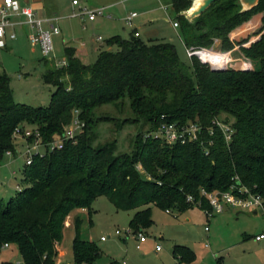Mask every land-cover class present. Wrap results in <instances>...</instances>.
<instances>
[{
	"label": "trees",
	"instance_id": "obj_1",
	"mask_svg": "<svg viewBox=\"0 0 264 264\" xmlns=\"http://www.w3.org/2000/svg\"><path fill=\"white\" fill-rule=\"evenodd\" d=\"M240 1L217 0L193 21L183 15L192 0L172 4L187 48H211L219 40L223 52L246 43L233 42L231 33L263 14L260 40L242 49L256 62L252 70L214 71L194 56L190 72L173 43H147L133 34L108 39V49L90 65L75 49L65 48L68 65L49 67L43 75L44 83L56 88L47 107L16 103L10 77L0 74V164L7 153H16L14 134L20 125L36 127L47 144L64 133L76 110L86 124L76 143L37 156L26 166V187L16 197L0 199V251L10 244L24 264H57L66 219L86 209L92 224L93 204L100 197H107L118 211H136L130 222L134 234L153 225L152 207L183 213L201 202L199 208L208 209L202 189L225 192L240 184L264 198V0L249 10H243ZM126 96L135 116L130 121L143 122L132 152L117 154L116 141L95 147L100 120L94 110L105 104L119 106ZM223 114L234 119L231 142L214 126ZM163 118L198 123L204 132L198 142L185 145L146 139L144 128L157 129ZM212 127L210 136L207 130ZM189 196L194 203L187 201ZM82 225L83 219L75 218L74 263L98 264L102 251L82 237ZM173 255L185 262L195 259L191 249L180 245Z\"/></svg>",
	"mask_w": 264,
	"mask_h": 264
},
{
	"label": "rangeland",
	"instance_id": "obj_2",
	"mask_svg": "<svg viewBox=\"0 0 264 264\" xmlns=\"http://www.w3.org/2000/svg\"><path fill=\"white\" fill-rule=\"evenodd\" d=\"M73 1H63V9L66 14L71 16L63 19L62 23L59 21L63 35L53 37L55 52L51 59L57 61L65 59L63 37L68 43H75L74 40L77 39L86 40L88 46L91 47L92 38L96 39L101 36L103 41L99 44L103 46V49H108L106 41L114 36L130 37L132 30L129 25H126V18L131 13H137L139 18L135 24L140 26L139 21L144 6L150 5L155 0H121L122 3L118 9H116L115 3L119 0H77L87 6H80L83 9H104L103 15L97 20L102 25L100 29L88 25L85 30V26L78 24L76 19H73L76 18L73 15L80 11L79 8L70 9V4L72 5ZM156 1L160 8L162 7V10L157 13L161 19L157 25L160 28H168L170 35L176 36L174 27L170 23V21L176 22L172 0ZM194 2L196 0H192V5ZM79 19L81 20V18ZM64 23L69 24L68 35L62 26ZM262 26L263 24H259L258 27L252 28L253 32L246 38V43L239 45L237 51L229 56L226 70L247 71L256 67V62L249 59L242 49L248 48L260 40ZM45 27H49V24ZM143 39L145 38L143 37ZM220 45L221 43L219 47ZM219 47H217L218 50H220ZM13 48V51L0 52V74L5 72L10 77V86L15 102L35 108L49 106L56 88L44 83L43 75L49 67L55 66L54 61L44 59L40 50L33 47L27 39L16 40ZM179 53L182 64L191 72V58L181 45ZM96 60L97 58L90 51L89 57L84 62L90 65ZM94 116L100 120L95 128L97 135L95 147L116 141L117 154H130L133 150L135 137L143 123L142 121L139 123L130 121L135 119L130 99L126 96L119 106L116 104L99 106L94 110ZM220 121L231 124L234 119L223 114L220 116ZM19 128L20 132L14 134L16 153H7L0 164V199L6 202L16 197L18 192L26 187L24 185L27 160L26 143L35 139L34 131H37L36 127L29 125H20ZM148 131V127H145L143 133L146 134ZM137 169L145 178L150 179L141 165H137ZM152 211L154 223L150 228L144 230L149 237L148 242L141 246L140 251L136 249L135 238L137 236L127 234L136 211H118L107 197H100L93 204L92 224L89 222L88 213L80 214L83 219L82 237L85 240L94 241L103 253L98 264H108L110 260L121 263L128 262L127 257L131 258L136 252L141 257V264H264V241L255 240L256 236L264 234V211L262 210L256 214L229 210L210 220L199 207H194L183 213L173 210L171 215L156 207H152ZM73 212L65 221L64 237L60 247L63 254L59 255L57 264H75L72 250L75 236V213ZM245 225L251 228L250 232H247L251 236L249 239L244 237ZM117 230L121 232L120 235L116 234ZM102 237H105L106 240L101 241ZM173 242L190 248L195 254V259L185 262L175 258L171 246ZM157 245L161 246L163 250L160 255L155 254ZM0 264L24 263L16 248H4L0 252Z\"/></svg>",
	"mask_w": 264,
	"mask_h": 264
},
{
	"label": "built area",
	"instance_id": "obj_3",
	"mask_svg": "<svg viewBox=\"0 0 264 264\" xmlns=\"http://www.w3.org/2000/svg\"><path fill=\"white\" fill-rule=\"evenodd\" d=\"M73 3L74 5H79L77 0H74ZM79 10L80 11L73 16L81 18L82 21L87 19L93 22L104 13V9L88 10L80 8ZM137 16V13H131L126 18V24L133 26V20ZM18 17H23L25 22H18ZM52 23L53 19L40 17L34 9L22 6L19 0H0V50L7 49L9 43L17 39V28L19 26L27 25L31 30L29 41L33 47L40 50L43 58L54 61L56 68L60 69L66 67L68 65L66 58L60 61L51 59L55 52L53 37L60 33L59 27ZM47 24H49V27H45ZM174 26L178 28L179 23L176 21ZM135 36L139 37L140 34L136 32ZM98 40L100 41L101 39ZM218 41L219 40H216L211 48H187V55L190 58L194 56L197 57L203 64L210 66L212 70L225 71L228 66L230 52H221L218 50L216 47ZM20 77L22 78V76ZM79 114L80 112L76 110L72 123L65 129L61 136H58L50 143L45 144L41 139L40 133L35 130V139L30 143H26V166H31L34 158L37 156L44 157L56 150H62L68 142L76 143L78 136L86 127L85 122L80 119ZM214 126L220 128L227 142H231L235 133L231 124L222 123L218 119L214 121ZM19 132L20 128H17L15 133L18 134ZM203 132L204 128L198 123L179 124L163 118V121L159 124L157 129L146 133L145 138L161 140L170 146L176 144L185 145L191 142H198ZM207 133H209L210 136L214 135V128L208 129ZM205 153L206 155L210 154L208 149L205 150ZM201 196L208 201L209 208L203 211L209 220L214 216L223 214L227 209L254 213L260 210L264 211V198L259 194L253 193L248 187L240 184L233 185L225 192H207L202 189ZM187 201L191 203L195 202L192 196H189ZM196 206H201V202H197ZM169 212L170 211H167V213ZM206 230H208V228H206ZM116 234L120 235L121 232L117 230ZM127 234L134 233L130 229ZM134 235L137 236V248L140 249L141 244L148 240V236L144 231H140ZM101 240L105 241L106 238L103 237ZM255 240L258 242L264 241V234L256 236ZM9 247L10 244H5L2 249ZM156 250L160 252L162 250L161 246H157Z\"/></svg>",
	"mask_w": 264,
	"mask_h": 264
},
{
	"label": "crops",
	"instance_id": "obj_4",
	"mask_svg": "<svg viewBox=\"0 0 264 264\" xmlns=\"http://www.w3.org/2000/svg\"><path fill=\"white\" fill-rule=\"evenodd\" d=\"M19 1H20L22 6L30 7L32 9H34L40 17L46 18V19H53V23L52 24L58 26L59 29H60L59 21L61 22L63 19H66L67 17L70 18V16H71V15L66 14V11L63 9V7H64V4H63L64 2L63 1L64 0H19ZM156 2L157 1L155 0L150 5L144 6V10L142 11V17L140 18V21H139L140 26H137L135 24L137 19L139 18V15L134 18L133 26H129V27H131V30H132V34L131 35H133L136 32H138L140 34L139 37L142 40L146 39L145 42H147V43H150V42H162V41L163 42H171V43H173L176 46L179 56H180L179 46L181 45V46H183L186 49V53H187V47H186V45L184 43V40L182 38L180 27L176 28L174 26L175 21L174 22L170 21V23L174 27V31L176 32V36L175 35H170V33L168 32V28H160L157 25L159 23V21H161V19H159V17L157 16V13L160 10H162V7L160 8L159 4L156 3ZM121 3H122L121 0H119V1H117L115 3V5H117L116 9H118L120 7ZM80 6L81 7L84 6V4L81 3L80 1H79V5H73V3H72V5L70 4V9H77V8L80 9ZM84 7H87V6H84ZM262 18H263V14H257L255 16H253L250 21L244 23L243 25H241L240 27L235 29L231 33L230 39L233 42H241V41L245 40L253 32L252 28L258 27L259 24L262 25ZM73 19H76V22H78V24L80 23L82 26H85L86 28H84V30L87 29L88 25H92V27L96 28V29H100V26H102L99 23V21H97L98 17L93 22H91V21H89L87 19L82 21L78 17L73 18ZM17 21L18 22H25V19L23 17H18ZM62 26L64 27L66 35H68L69 24L68 23H64ZM30 31L31 30L29 29V27L27 25L19 26L17 28L18 37H17L16 40L21 39V40L24 41L25 39H27L29 41ZM62 35H63V31L60 29V33L58 34V36L61 37ZM143 37L145 39H143ZM63 39H64V53H65V48H67V47L73 48V49L76 50L77 57H79L83 62H84V60L86 58L89 57L90 51L93 54V56H95L97 58L99 53H100V51L105 50V49H103V46H100V44H99L100 42L103 41L101 36L97 37L96 39L92 38L91 47H89L88 46V42L86 40H83V39L74 40L75 43H68L64 37H63ZM98 39H101V40L99 41ZM124 39H127V38H124ZM16 40L11 42V43H9L8 48L5 49V50H0V52H2V51H13V49H14L13 48V44L16 42ZM219 44H220V42L218 41L216 43V47H219ZM237 48H238V46L233 51H230V56L237 51ZM229 210H232V209H227L225 212H227ZM165 212L167 213V211H165ZM172 212H173V210H170V212L167 213V214L171 215ZM73 213H75L74 216L76 218V217H80V214L88 213V212H87L86 209H80V210H75V212H73ZM242 213H244V212H242ZM250 230H251L250 226L245 225V227H244V232H246L245 235H244L245 239H249V237H251L247 233V232H250ZM125 242H126V240H125ZM147 242H148V240L145 243L141 244V246L146 244ZM135 243H136V247H137V244H138L137 238H135ZM176 245H178V244H175L174 242L171 244L172 248H174ZM141 246H140V249L136 248L137 251L141 250ZM157 246H159V245H157ZM157 246H156V248H157ZM184 247H186V246H184ZM9 248H16V247L15 246H10ZM162 251L163 250H161L160 252H157V250H156L155 254L156 255H160V253ZM62 254L63 253L60 251L59 255L61 256ZM102 256H103V253H102ZM20 257H21V255H20ZM127 260H128V262L123 261L122 263L123 264H141L142 263L141 257L138 254V252L133 253L131 258L128 256ZM112 261H114V260H110L108 264H110V262H112ZM221 262H222V260H221ZM57 263H59L58 260H57Z\"/></svg>",
	"mask_w": 264,
	"mask_h": 264
},
{
	"label": "water",
	"instance_id": "obj_5",
	"mask_svg": "<svg viewBox=\"0 0 264 264\" xmlns=\"http://www.w3.org/2000/svg\"><path fill=\"white\" fill-rule=\"evenodd\" d=\"M215 1H217V0H207L205 6L198 13L192 14L190 11H191L192 7L196 3V2H194V4L192 5V7L188 11L183 12V15L189 21H192L194 18L200 16L204 11H206L211 6V4L213 2H215ZM240 2L242 4L243 10H249V9L255 7L258 4L259 0H241ZM214 71H216V70H214Z\"/></svg>",
	"mask_w": 264,
	"mask_h": 264
},
{
	"label": "bare ground",
	"instance_id": "obj_6",
	"mask_svg": "<svg viewBox=\"0 0 264 264\" xmlns=\"http://www.w3.org/2000/svg\"><path fill=\"white\" fill-rule=\"evenodd\" d=\"M206 2L207 0H197L190 12L192 14L198 13L205 6Z\"/></svg>",
	"mask_w": 264,
	"mask_h": 264
}]
</instances>
